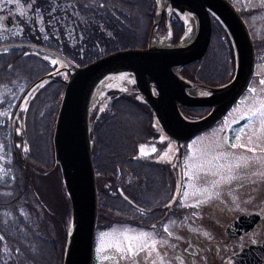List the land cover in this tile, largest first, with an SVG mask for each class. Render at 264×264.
<instances>
[{
	"label": "rangeland",
	"instance_id": "rangeland-1",
	"mask_svg": "<svg viewBox=\"0 0 264 264\" xmlns=\"http://www.w3.org/2000/svg\"><path fill=\"white\" fill-rule=\"evenodd\" d=\"M31 1L25 0L23 5L20 0H0V41H2L0 46L4 45L3 42L7 40L4 39L7 37L6 34L9 32L12 35L17 34L21 26L37 30L41 36H46L48 29H56L59 26V16H62V13L70 14L71 20H73L70 23L71 29L78 27L77 29L84 30L85 24L91 25V22L101 26L99 25L100 20L94 17L96 12L93 9L94 6L90 4L81 6L79 4V8L72 3V8L69 9L68 2L65 0L61 2L60 0H50L48 5V8H50L48 12L50 13L48 15L54 17V21L44 19L42 13L41 15L35 13L36 15H33V17L37 24L31 26L29 24L31 10L27 4ZM228 1L241 14L255 45L258 41L264 40V0ZM95 9L104 8L98 7ZM97 13L99 15L102 12L97 11ZM8 15L12 18V24L6 27L3 25V19ZM176 18L181 21L177 16ZM62 19H64L63 16ZM23 23H25V26L20 25ZM64 24L65 21H63ZM157 27L155 28L157 37L163 38L167 33V29L159 31ZM43 32L44 34H42ZM74 42H76L75 39L70 40V43ZM5 43L7 44V42ZM257 49L249 90L247 89L246 93L239 97L216 124L184 142L181 145L179 159L177 146L162 133L155 121L153 124L155 128L153 140L148 144L137 147V158H141L143 162L145 161L144 165H154L156 163L157 168L162 169L163 167L168 174L165 180H161L164 181L163 184L160 181L161 186L159 183L158 191L164 195L167 192L170 194L166 195V198L162 197L164 200L160 199V202L158 201L157 204H153L152 208L148 209L150 217L154 221L156 220L155 222L147 226L144 225L139 218L141 214H137L139 211L137 209L133 213L121 208L113 211L104 206L106 204L103 202L105 192L120 197L128 204L142 186L140 177H131L127 169L113 177L95 175V178H97L96 189L99 192V198L97 194L96 216L97 225L99 226L97 229L95 227L94 248L99 264H197L193 251L191 253L185 251L186 253L183 252L181 255V252H177V245L182 240L192 244L198 238H202L201 243L203 246L210 243L207 245L208 247H213L211 245L212 243L215 244L214 240L216 239L218 255L217 259L214 260H217L215 261L216 264H227L225 258L230 253L235 252L237 248L264 240V219L255 224L251 230L236 238L227 239L223 234L225 225L239 214L256 212L264 218V83H261V81H264V45L257 47ZM38 51L33 49L28 53L47 60L52 68L60 69L63 67L56 58L47 55L45 52L42 53L43 51ZM8 53L9 50L6 49L5 52H1L0 56H8ZM9 56H11V53H9ZM2 60L0 58V62ZM27 60L33 62L34 59ZM26 65L29 66L28 63L24 64V66ZM33 70L39 72L37 66L29 70L24 68L22 75L31 77L36 74V72L35 74L31 72ZM60 76L64 79L65 74L62 72ZM14 78L24 79L15 81L18 84L11 86L16 90H6V93L9 94L7 95L8 98H13L11 108L18 97V92L27 81L25 79H28L24 76H15ZM122 83L123 86L121 84L119 88L113 86L104 88L94 101L91 112L104 109L103 106L108 101L109 91L133 90L132 81L128 78H123ZM52 107L49 112L41 111L39 127L37 129L34 127L32 132H42L45 129H47L46 133L49 131L48 123L51 120ZM10 114V111L2 110L0 121L5 120L9 123ZM26 118L25 116L23 120L25 126L27 123ZM133 120H135V116ZM19 126L22 129L21 121ZM27 131L28 128L24 133L26 134ZM9 137L10 133L0 127V178L4 176L6 179H11L9 174H12V166L10 167L12 160L22 159L20 151L17 150L15 154L12 153L11 146L8 143ZM236 137L240 139L236 140ZM250 139L251 143L249 142ZM46 142V139H44V147H46ZM232 143H236L237 146L233 148ZM241 145H244V147H241ZM249 149H254V151ZM240 156L247 157L248 163L247 166L241 164L237 168L235 164L237 157ZM42 160L46 162L48 169L39 164H29L27 162L29 167H21L19 170L17 188L20 192V199L18 205H16L17 212L31 226L34 234L53 242L55 250L58 251L63 244V239H65L70 219L69 202L62 186L58 166H49L50 160H47L46 154ZM230 166L232 168L231 172H229ZM213 173L216 174L213 175ZM230 174L237 178L229 182L221 181L222 176L226 177ZM1 181H4V178ZM216 181L220 182L214 186ZM8 183L6 182L4 185ZM170 183L172 184L169 185ZM113 190L116 192H112ZM141 190L144 191V189ZM2 193L7 195L6 190H2ZM167 196L169 197L167 198ZM2 199L0 200V235L15 236V233L10 230L2 229L14 221L11 208L7 207L5 197H2ZM118 203L119 207L122 205V208H125V203ZM165 214H167L166 218L158 221L157 217H164ZM2 231L6 232L3 234ZM158 231L160 233L166 232L167 237L172 238L168 240V244L172 243L173 247L170 246V249H166L167 247L162 246L166 250L165 253H161L160 249L156 248L153 257L150 255L148 248L153 247V243L156 245V242L153 241L161 239L162 236H154ZM16 232L23 237L24 243L28 241L27 244L30 245V239L23 230H17ZM125 233L129 236L147 233L148 238L142 242V246L140 242L134 243L131 250H129L128 242L123 237ZM118 240L121 242L120 251L115 247ZM34 249L35 247L31 248V250ZM8 252L6 246L3 245L0 248V262L2 264H7ZM138 252L143 253L142 259H138ZM32 256L34 255L32 254Z\"/></svg>",
	"mask_w": 264,
	"mask_h": 264
},
{
	"label": "water",
	"instance_id": "water-1",
	"mask_svg": "<svg viewBox=\"0 0 264 264\" xmlns=\"http://www.w3.org/2000/svg\"><path fill=\"white\" fill-rule=\"evenodd\" d=\"M165 1L169 7L165 10L166 19L171 11L182 21L183 13L194 15V35L186 45L180 44L185 32L184 22L182 35L176 43L170 44L167 39L168 46L150 45V37L162 15L156 9L144 48L115 50L81 66H76L57 52L38 45L18 43L0 46V50L22 46L37 49L53 56L63 65L59 70L34 80L20 100L48 78L62 72L66 74L51 135L53 160L59 168L70 209L61 264H92L97 194L91 161L92 143L89 138L90 112L93 107L90 108V100L93 89L103 77L113 72L132 73L134 90L129 93L139 97L149 107L162 133L180 151L184 142L215 124L224 115L244 91L252 76V41L243 19L228 0ZM209 16L227 34L234 60L231 79L217 86L191 83L178 74L182 67L204 55L210 38ZM11 24L12 18L8 15L3 19V25L9 27ZM166 35L168 36V32ZM187 83L197 87L203 94H187L183 89ZM178 106L208 107L210 110L204 116L189 119L182 115ZM99 112L100 110L97 114ZM259 221L260 215L256 212L239 214L225 225L223 234L227 239L236 238L251 230ZM191 250L189 247L186 251L191 253ZM225 260L228 264H264V241L243 246Z\"/></svg>",
	"mask_w": 264,
	"mask_h": 264
},
{
	"label": "trees",
	"instance_id": "trees-1",
	"mask_svg": "<svg viewBox=\"0 0 264 264\" xmlns=\"http://www.w3.org/2000/svg\"><path fill=\"white\" fill-rule=\"evenodd\" d=\"M20 1L23 5L25 4V0ZM61 1L63 0H60V2ZM65 1L68 2L69 9L72 8V3L76 4L79 8V4H81V6H87L89 4L94 6V8L92 7L96 10L94 17L100 20L99 25L101 26L91 22V25L85 24L86 27L84 30L77 29L78 27L71 29L70 23L73 22V20H71L70 14L62 13L64 19H62V16L60 15L59 26H57L56 29H48L46 31V36H41L40 32L37 30H31L21 26L20 31L17 34L12 35L10 32L6 34L7 37L4 39L7 40L3 43H34L56 51L77 66L87 64L90 61L115 50L125 48H144L146 46L149 30L153 23L157 6L154 0ZM49 2L50 0H32L31 2H27L29 9L31 10V21H29L31 26L37 24L33 17V15L36 14L41 15L42 13L44 19L54 21V17L48 15L50 13L48 12L50 9L48 8ZM98 7L104 9H95ZM97 11L102 13L97 15ZM161 19L162 22L160 20L157 25L158 30H166V22L168 21L170 43H176L183 30L182 22L175 16H170L168 20H166L164 15ZM209 19L210 38L204 55L194 63H190L187 67H183L181 69V74L185 78L196 83L219 85L225 83L231 77L230 75L234 66L233 53L229 38L221 25L213 17L209 16ZM63 21H65L64 25ZM20 25L25 26V23ZM42 34H44V32ZM72 39H75L76 42L70 43V40ZM252 43L256 53L258 50L257 47L264 45V40L258 41L256 45L253 41ZM7 49L9 50V53H11V56H9L7 60L0 62V71L2 74L4 71L7 72V75H5L4 78L6 76H22L24 68L29 70L33 69V67L36 68L37 66L39 72L33 70L31 72L34 74L36 72V74L29 77V79H34L35 77L37 78L53 69L52 65H50L47 60L29 54L28 51L33 50L31 48L11 47ZM4 50L6 51V49ZM4 50H1L0 54L1 52H5ZM14 52L17 53L15 54ZM27 59L34 60L33 62H29ZM25 63H28L29 66H24ZM2 74H0V76H3ZM62 90L63 83H61L59 87L57 98L55 97V102L51 110V120L48 123L49 131L47 133V129L43 130V128L42 132H32L34 127L36 129L39 127V122L41 120L42 113L37 108H32L26 114L27 123L26 126L24 125L25 128H28L26 134L24 133L26 129L23 128L24 118H20L23 128L21 132L22 135L26 137L25 142H27L25 151H23L24 154H21H23L22 157L26 159L29 164H39L48 169V165L42 160L46 154L47 160H50L49 166L57 167V164L52 158L53 153L50 137L52 133L53 119ZM110 96L109 103L104 111L99 114L92 126L93 140L91 156L94 173L95 175L99 174L105 177H113L127 169L131 177L141 178L142 186L133 198H131L128 204L120 197H115L113 194L105 192L103 202L106 204L104 206L113 211L121 208L122 210L134 213V210L137 209L135 204H138L141 209L148 211V209L152 208L153 204H157L160 199L166 198L165 196L170 194L167 192V194L164 195L158 191L160 181L162 179L165 180V177L168 176L163 167L161 169L159 167L157 168V165H144L145 161L137 163V159L132 158L139 145L148 144L153 140L155 136V128L153 124L155 120L149 107H147L143 101L134 94L129 92L116 93L112 91ZM51 99H53L52 93ZM38 102L40 101L38 100ZM179 108L181 111L185 110L183 111L185 116L194 117L202 113V108ZM12 109L13 106L10 111H12ZM133 115L135 116V120H133ZM4 130L9 132V128ZM44 139L48 142H46V147H44ZM10 167L12 172L11 179H6L4 176L0 178V200H3L2 197H5L7 207L11 208V215L14 220L12 224L7 225L6 228L2 229L10 230L12 233H15V236L0 235L3 237V241L0 240V248L4 245L9 250L7 253V255H9L7 264H51L52 262L54 264H61L65 239H63V244L57 251L53 246V242L40 238L38 235L34 234L31 226L21 218L17 212L16 206L20 199V192L17 188V175L21 166L19 167V162L13 159ZM3 178L4 181H1ZM6 182L9 183L4 185ZM161 182L162 184L164 183V181ZM171 184L172 183L169 185ZM6 186L8 187L5 188ZM141 189H144V191ZM2 190H6L7 195L2 193ZM112 192L115 193L116 191L113 190ZM98 193L99 192H97V194ZM168 197L169 196H167V198ZM118 202L125 203L127 207L125 206V208H122L121 204V207H119ZM137 214L142 215L141 212H137ZM157 218L159 219V217ZM155 221L150 217L149 220L145 222V225L147 226ZM98 226L99 225H97L96 221V229ZM17 230H23L24 233L27 234V237L30 239V245L27 244L28 241L26 243L23 242V237L16 232ZM2 232L4 234L6 231ZM34 247L35 249L31 250V248ZM32 254L34 256H32ZM94 260L93 264L95 263ZM196 263L201 264V261L197 260ZM0 264L2 263L0 262Z\"/></svg>",
	"mask_w": 264,
	"mask_h": 264
},
{
	"label": "flooded vegetation",
	"instance_id": "flooded-vegetation-1",
	"mask_svg": "<svg viewBox=\"0 0 264 264\" xmlns=\"http://www.w3.org/2000/svg\"><path fill=\"white\" fill-rule=\"evenodd\" d=\"M14 53L16 54L17 52H14ZM8 56H6V55L5 56H0V58L3 59L2 61H4V60H7L9 58ZM254 66H255V64H254ZM56 70H59V69H57L55 67L52 69L53 72H55ZM0 74H2L1 71H0ZM8 74H9V72H8ZM2 75L3 76H0V112L2 110L10 111V108H11L10 106L13 103V98L10 97V96H9L10 98H8L7 95H9V94L6 93V90L7 91L16 90L15 88H12L11 86H16L18 84V82H15V81H20V80L24 79V78H17L16 79V78L10 77V76H6L4 78V76L7 75L6 71H4ZM22 76H24L25 78H28V79H25L27 81L24 83V86L21 87L20 91L17 94L18 98L14 102L12 111H10L11 114H10V117H9V123H7L5 120H3V121L1 120L0 121V127L3 130L9 128V133H10L9 145L11 146L10 149H12V152L14 154L16 153L17 150L20 151L21 153H23V151H25V148H26V145H27L26 144L27 142H25L26 141V137L24 135H22V132H21L22 129L25 128L24 124H23V128L22 129L19 126L20 125V121H21L20 118H25V116H27L26 115L27 112L29 110H31L32 108H37L40 111H48L49 112L50 108L52 107V105L55 102V97L57 96V94L59 92V87H60V85L62 83V81H61L62 78H61L60 74H56V75H54L53 78H50V79L48 78V80H46V82L41 83L39 85H36L35 88H33L31 90L30 93H28V94H26L24 96L23 100H20V98H21L22 94L24 93V91L36 79V77L34 79H32V78L29 79V76H25V75H22ZM251 80H252V78L250 79V81ZM4 81H5V83H3ZM250 81H249L248 86L250 85ZM23 82H24V80H23ZM10 84H12V85H10ZM248 86H247V89H248ZM51 93L53 94V99H51ZM239 97H241V95ZM239 97H238V99H239ZM38 100L40 102H38ZM183 111H185V110H182L181 112L183 113ZM200 115H202V113H200ZM200 115H198V116H200ZM198 116H194V117H198ZM186 117L191 118V116H186ZM52 128H53V126H52ZM25 129H27V128H25ZM92 132L93 131H91V134H90L91 136L90 137L93 140ZM50 140H51V137H50ZM23 154H22V156H23ZM136 154H137V151L132 156V158L137 159L136 160L137 163L143 162V160H141V158L140 159L137 158ZM18 162H19V167L20 166L22 168H28L29 167V165H27L26 159H24L23 157H22V159H19ZM95 183H96V186H97V178H95ZM135 205L137 207V211L139 210L138 213H140V212L142 213V215H139V218L141 219V222L145 225V222L147 220H149V218H150L149 212L148 211H144V209H141V207H139L138 204H135ZM160 218L158 219V221H162L163 219L166 218V216L160 217ZM263 219H264L263 216L260 214V221L263 220ZM219 231H220V229H219ZM165 234H166V232H162L160 234H156V233L154 234V236L159 235V236H162V237H161V239L159 241H157V240L153 241V242H156V245L154 247H149L148 248L149 253H150L151 256H153V257L155 256L156 248L160 249L161 253H165L166 250L162 246L167 247L166 249H170V246L173 247L172 243L168 244V242H169L168 240L169 239L171 240L172 238H168L167 234H166V236H165ZM219 238H220V236H219ZM201 239L202 238H198L196 241H194V243L192 242V244L189 243L186 240L185 241L184 240L180 241V243L177 245V252L178 251L181 252V255H182L183 252H185L189 247H191L192 248L191 251H193V256L195 257L196 261L197 260L201 261V264H216L215 261H217V260H214V259H217V255H218V247H217L216 239L214 240L215 244L212 243V245H211L213 247H208L207 246L210 243L206 244V246H203V244L201 243ZM157 242H158V245H157ZM142 254H143L142 252H138L137 253L138 259H142L141 258ZM94 258H95V260H94ZM93 260L95 261L94 264H99V259H98L97 255H96L95 248H94Z\"/></svg>",
	"mask_w": 264,
	"mask_h": 264
},
{
	"label": "bare ground",
	"instance_id": "bare-ground-1",
	"mask_svg": "<svg viewBox=\"0 0 264 264\" xmlns=\"http://www.w3.org/2000/svg\"><path fill=\"white\" fill-rule=\"evenodd\" d=\"M155 1V0H154ZM157 3L156 5V9L158 11V13H162V17L165 15L166 17V13H165V10L168 9V3L165 1V0H156ZM156 13V11H155ZM158 14V15H159ZM177 16L175 13H173L172 11L168 14V18L170 16ZM93 17V16H92ZM178 17V16H177ZM161 18V17H160ZM179 18V17H178ZM180 19V18H179ZM182 19L184 22V25H185V32H184V35L182 37V41L180 42L181 46L183 45H186L187 43H189L191 41V39L193 38V35H194V27H195V19H194V15L192 14H188V13H183L182 14ZM161 22H162V19H161ZM161 24V23H160ZM159 24V26H160ZM169 27V26H168ZM158 28V27H157ZM167 35L163 38H160V37H157L156 34H155V30H154V33L153 35L150 37V45L152 46H160V47H165V46H168V40H167ZM194 63V62H193ZM190 66V65H189ZM187 67V66H186ZM183 68V67H182ZM181 68V69H182ZM181 69L178 71V74L181 78L191 82V83H194V81L192 82L191 80L185 78L182 74H181ZM175 71V70H174ZM233 74V73H232ZM123 78H128L130 81H132V85L134 83V77H133V74L132 73H129V72H113V73H110L108 75H106L105 77H103L95 86V88L93 89L92 91V97H91V100H90V108L93 106L94 104V101L97 99V96L98 94L106 87H118L123 86ZM117 81V82H116ZM46 81H43L41 83H44ZM250 87V86H248ZM184 91L187 93V94H196V95H202L203 92H201L197 87H195L194 85H191V84H186L184 85ZM249 90V89H248ZM102 95V94H101ZM53 158V157H52ZM1 173V172H0ZM11 175V173L9 174ZM95 233V232H94Z\"/></svg>",
	"mask_w": 264,
	"mask_h": 264
},
{
	"label": "snow or ice",
	"instance_id": "snow-or-ice-1",
	"mask_svg": "<svg viewBox=\"0 0 264 264\" xmlns=\"http://www.w3.org/2000/svg\"><path fill=\"white\" fill-rule=\"evenodd\" d=\"M53 63H55V61H53ZM261 83H264V81H261ZM240 138L239 137H236V140H239ZM250 143H251V139H250V141H249ZM233 148H235L237 145H236V143H232V145H231ZM241 147H244V145H241ZM250 151H254V149H249ZM153 151H155V149H153ZM247 163H248V158L247 157H245V156H240V157H237V160H236V164H235V167H240V165L241 164H243L244 166H247ZM232 171V168H231V166L229 167V172H231ZM216 173H213V175H215ZM237 177L236 176H234V175H228V176H222L221 177V181H223V182H229V181H231V180H233V179H236ZM220 181H216V182H214V186L216 185V184H218ZM123 237H124V240H127V242H128V245H129V250H131V246L134 244V243H138V242H140L141 243V246H142V242L144 241V240H146L147 238H148V234L147 233H139V234H136V235H132V236H129V235H127L126 233L125 234H123ZM3 239V237L2 236H0V240H2ZM155 246V243H153V247ZM115 247H116V249L118 250V251H120L121 250V242L118 240L117 242H116V245H115Z\"/></svg>",
	"mask_w": 264,
	"mask_h": 264
}]
</instances>
